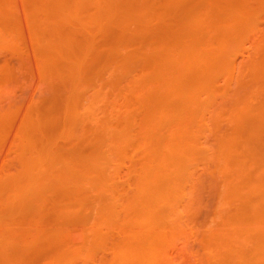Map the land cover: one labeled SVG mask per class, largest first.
Returning a JSON list of instances; mask_svg holds the SVG:
<instances>
[{"label": "rangeland", "instance_id": "374dc122", "mask_svg": "<svg viewBox=\"0 0 264 264\" xmlns=\"http://www.w3.org/2000/svg\"><path fill=\"white\" fill-rule=\"evenodd\" d=\"M84 1L0 0V264H251L264 0Z\"/></svg>", "mask_w": 264, "mask_h": 264}, {"label": "bare ground", "instance_id": "6f19581e", "mask_svg": "<svg viewBox=\"0 0 264 264\" xmlns=\"http://www.w3.org/2000/svg\"><path fill=\"white\" fill-rule=\"evenodd\" d=\"M46 1H47V0H46ZM52 1H53V0H52ZM83 1H84V0H54V3H53V2H52V3L50 2V6H51V4H53V9H54L53 11H50V13L53 12L54 15H55V13H56L57 15H62V16H64L63 19H65V17H69V18L72 17V18H73V17H75V16H78V13H79V6H80V4H81ZM84 2H85V1H84ZM46 3L49 4V1L46 2ZM47 4H45V5H47ZM99 4H100V3H99ZM108 5H109V4H108ZM110 5H111V4H110ZM85 6H86V5H85ZM45 7H47V6H45ZM110 7H111V6H110ZM112 7H113V6H112ZM47 8H48V7H47ZM51 8H52V7H51ZM44 9H46V8H44ZM47 12H48V10H47ZM81 13H82V12H81ZM84 14H85V13H84ZM47 15H48V14H47ZM50 16H51V15H50ZM81 16H82V15H81ZM72 18H71V20H72ZM79 18H80V17H79ZM79 18H78V19H79ZM82 19H83V18H82ZM56 20H57V19H56ZM73 20H74V19H73ZM58 21H59V20H58ZM76 21H77V20H76ZM83 22H84V21H83ZM66 44H67V43H65V45H66ZM63 46H64V45H63ZM66 46H67V45H66ZM69 47H70V46H69ZM64 48H65V47H64ZM65 49H67V48H65ZM71 49H72V48H71ZM56 50H58V49H56ZM69 51H70V50H69ZM57 52H58V51H57ZM68 54H69V52H68ZM70 55H71V54H70ZM72 55H73V54H72ZM73 57H74V56H73ZM73 61H74V59H73ZM75 61H76V60H75ZM75 63H76V62H75ZM156 108H157V107H156ZM161 108H162V107H161ZM153 109H155V108H153ZM158 109H159V108H158ZM155 110H156V109H155ZM163 110H164L163 112H167V110L165 111L164 108H163ZM160 111H162V110L160 109ZM160 111H158V112H160ZM154 112H155V111H154ZM154 112H152V113H154ZM163 112H162V117H161V118H163V116H164V115H163ZM155 114H157V113H155ZM158 114H159V113H158ZM158 114H157V115H158ZM160 114H161V112H160ZM160 114H159V115H160ZM164 114H165V113H164ZM153 115H154V114H153ZM153 115H151V117H153ZM157 115H155L156 118H157ZM151 117H150V118H151ZM158 117H160V116H158ZM164 117H165V116H164ZM158 119H160V118H158ZM163 119H164V118H163ZM167 143H168V142H167ZM167 143H166V144H167ZM170 143H171V141H170ZM170 143H168V144H169V145H168L169 147L171 146ZM172 143H174V142H172ZM172 143H171V144H172ZM164 145H165V144H164ZM172 145H173V144H172ZM166 146H167V145H165L164 148H166ZM168 146H167V147H168ZM174 146H176L175 149H177V145H174ZM178 146H179V145H178ZM228 148H229V147H226V149H228ZM167 149H168V148H167ZM167 149H166V150H167ZM171 149H172V147H171ZM175 149H174V151H175ZM229 149H230V148H229ZM158 150H160V149L157 148V151H158ZM166 150H165V151H166ZM168 150H170V148H169ZM153 151H154V150H153ZM157 151H156V153H158V152L160 153V151H158V152H157ZM175 152H176V151H175ZM177 152H179V151H177ZM224 152H225V151H224ZM161 153H162V154L160 155V158H157V157H156V159L159 160V161H158V164H160V166L162 165L161 167L163 168V167H164V166H163V164H164V160L166 159V161L169 160V162H170V158L168 159L167 156H166V158L163 157V152H161ZM170 153H171V152H170ZM180 153H181V152H180ZM228 153H229V152H228ZM164 155H165V154H164ZM150 156H151V155H150ZM150 156H149L148 158H151L152 160H151V162L148 160L149 165H150V163H152V161L154 162V159H153L152 157H150ZM161 157H162V158H161ZM221 157H223V156H221ZM163 158H164V160H163V162H162L163 164H161V159H163ZM228 158H231V157H228ZM167 159H168V160H167ZM232 159H233V158H232ZM171 160H172V159H171ZM166 161H165V162H166ZM232 161H233V160H232ZM148 162H147V164H148ZM156 162H157V160H156L154 163H156ZM159 162H160V163H159ZM166 163L168 164V162H166ZM167 164H164V165L168 166ZM152 165H154V164L152 163V164H151V167H152ZM241 165H242V164H241ZM156 166H157V168L159 167V165H156ZM156 166H154V168H155ZM146 167H148V166H146ZM149 167H150V166H149ZM149 167H148V168H149ZM151 167H150V169H151ZM161 167H159V169H161ZM241 168H242V167H241ZM243 168H244V167H243ZM146 169H147V168H146ZM146 169H145V170H146ZM159 169H158V170H159ZM165 169H166V168H165ZM147 170H148V169H147ZM147 170H146V171H147ZM151 170H152L151 173H150V171L148 172V173H150V175H151V174H154V172L157 171L156 169H155L156 171H155L154 169H151ZM153 170H154V172H153ZM237 170H239V169H237ZM240 170H242V169H240ZM160 171H161V170H160ZM143 172H144V170H143ZM143 172H142V173H143ZM158 172H159V171H158ZM158 172H156V175L158 174V176H160V177H161V176H162V177L165 176V175H163V174L161 175V174H160L161 172H159V173H158ZM145 174H147V172H145ZM154 175H155V174H154ZM154 175H153L152 177H154ZM244 175H245L246 177L248 176V175H246V174H244ZM142 176H143V174H142ZM144 176H145V175H144ZM144 176H143L142 178H144ZM147 176H148V175H147ZM158 176H155V177H156V178H160V177H158ZM242 176H243V175H242ZM149 178H151V176H149L148 178H146L145 181H147V179H148V181H149ZM156 178H155V179H156ZM164 178H165V177H164ZM240 178H241V177H240ZM247 178H249V177H247ZM161 179L163 180V182L165 181V179H163V178H161ZM254 179H255V178H254ZM257 179H258V178H257ZM142 180H143V183H145V182H144V179H142ZM151 180H152V178H151ZM156 180H157V179H156ZM156 180H155V181H156ZM162 180H161V181H162ZM241 180H242V179H241ZM155 181H154V179H153V182H155ZM159 181H160V180H159ZM242 181H243V180H242ZM246 181H247V180H246ZM249 181H250V180H249ZM251 181H252V180H251ZM258 181H259V180H258ZM163 182H161V183L164 184ZM155 183H158V181L155 182ZM166 183H167V181H166ZM166 183L164 184L165 186L163 185V186L165 187V189L167 188ZM249 183H251V182H249ZM252 183H253V182H252ZM162 184L159 183V185H161V186H162ZM243 184H245V182L242 183V185H243ZM247 184H248V183H247ZM247 184H246V185H247ZM144 185H145V184H144ZM249 185H251V184H249ZM253 185H254V183H253ZM253 185H251V187H254ZM140 186H141V185H140ZM152 186H154V184H153ZM234 186H235L234 188H236V187L238 188V185H234ZM142 187H144V186H142ZM164 187H163V188H164ZM246 187H247V186H246ZM251 187H250V189H252ZM163 188L161 189V191H162V192L164 191V194H163V195H165V190H164ZM242 188H243V187H242ZM244 188H245V186H244ZM247 188H248V187H247ZM167 189H168V188H167ZM229 189H230V188H229ZM250 189L248 188V190H250ZM254 189H255V188H254ZM145 190H146V188H145ZM158 190H159V189H158ZM231 190H232V189H231ZM236 190H237V189H236ZM238 190H239V189H238ZM245 190H246V188H245ZM245 190H244V191H245ZM260 190H261V189H260ZM152 191H153V190H152ZM256 191H257V190H256ZM147 192H148V194H149V191H148V190L145 191L144 193L146 194ZM234 192H235V191H234ZM237 192H238V191H237ZM237 192H236V193H237ZM251 192H252V191H251ZM225 193H227V192H225ZM225 193H223V194H225ZM145 194H144V195H145ZM155 194H156V195H155ZM155 194L153 193V195H155L156 197H158L160 193H159L158 195H157V193H155ZM223 194H222V195H223ZM254 194H255V193H254ZM166 195H168V193H166ZM166 195H165V196H166ZM222 195L220 196V198L222 197L221 199L224 200V196H222ZM246 195H247V194H246ZM249 195H250V194H249ZM145 196H146V195H145ZM161 196H162V194H161ZM142 197H143V196H142ZM147 197H148V196H147ZM159 197H160V196H159ZM166 197H167V196H166ZM261 197H262V196H261ZM162 198H165V197H162ZM162 198H161V199H162ZM167 198H168V197H167ZM167 198H165V199H167ZM226 198H227V197H226ZM232 198H233V197H232ZM235 198L238 199V196H237V197L235 196ZM161 199H160V200H161ZM233 199H234V198H233ZM254 199H255V198H254ZM257 199H258V198H257ZM261 199H262V198H261ZM146 200H147V199H146ZM146 200L144 199L145 203H146ZM222 200H221V201H222ZM227 200H228V199H227ZM135 201H136V200H135ZM144 201H139V204H140L141 202L144 203ZM162 201H164V200L162 199ZM224 201H225V200H224ZM260 201H261V200H259V203H260ZM137 202H138V201H137ZM137 202H135V203H137ZM150 202H151V201H150ZM150 202H148V203L150 204ZM219 202H220V201H219ZM222 202H223V201H222ZM225 202H226V201H225ZM154 203H155V202H154ZM156 203L158 204V202H156ZM156 203H155V205H156ZM220 203H221V202H220ZM228 203H229V201H228ZM252 203H253V202H252ZM137 204H138V203H137ZM250 204H251V203H250ZM257 204H258V203H257ZM145 205L147 206V203L144 204V206H145ZM150 205H151V204H150ZM150 205L148 206V208H150ZM152 205H153V206H151V207H154V204H153V203H152ZM254 205H256V204L254 203L253 206H254ZM258 205H259V204H258ZM138 206H139V205H138ZM138 206H137V207H138ZM141 206H142V207H141ZM146 206H145V207H146ZM259 206H260V205H259ZM137 207H136V208H137ZM140 207H141L142 209H145V207L143 208V204H142V205L140 204ZM256 207L258 208L257 205H256ZM148 208H146V210H147ZM156 208L158 209V207H156ZM156 208L154 207V209H156ZM254 208H255V207H254ZM262 208H264V207H262ZM150 209H151V208H150ZM150 209H149V210H150ZM146 210H145V211H146ZM152 210H153V209H152ZM152 210H150L149 212H151ZM158 210H159V209H158ZM258 210H259V209H258ZM258 210H257V211H258ZM262 210H264V209H262ZM137 211H138V210H137ZM156 211H157V210H156ZM167 211H168V210H167ZM146 212H147V211H146ZM146 212H144V213H146ZM152 212H153V211H152ZM240 212H241V211H240ZM242 212H243V210H242ZM250 212H251V210H250ZM255 212H256V211H255ZM137 213H138V212H137ZM140 213H141V212H140ZM142 213H143V212H142ZM147 213H148V212H147ZM244 213H245V211H244ZM244 213H242V215H243ZM246 213H247V212H246ZM258 213H259V211H258ZM138 214H139V213H138ZM151 214H152V213H150L149 215H151ZM252 214H253V213H252ZM249 215H250V214H249ZM249 215H248V216H249ZM238 216H239V215H238ZM253 216H254V215H253ZM253 216H252V217H253ZM261 216H264V215H261ZM146 217H147V216H146ZM146 217H145V218H146ZM236 217H237V216H236ZM246 217H247V216H246ZM246 217H244V218H246ZM250 217H251V216H250ZM148 218H149V217H148ZM148 218H147V219H148ZM238 218H240V216H239ZM254 218H257V214H256V217H254ZM260 218H261V217H260ZM262 218H264V217H262ZM140 219H141V218H140ZM150 219H151V218H150ZM240 219H241V218H240ZM136 220H137V223H136V224L138 225V219H136ZM141 220H142V222H141ZM141 220H139V221H140L141 223L146 222V223H144V224H146V226H147V222H148V220L144 221V218L141 219ZM233 220H234V219H233ZM238 220H239V219H238ZM150 221H151V220H150ZM229 221H230V220H229ZM235 221H236V220H235ZM242 221H243V222H240V221H239V227H240V228H239V231H238L239 233H236V232H235V233H234L235 235H234V234H233L234 236L232 235V242L235 243V244H236V241L234 242V241H233V238H236V237H242V238H243V236L245 237V234L254 232V229H255V232H256V229L258 228V227L256 228V225H257V221H258V220H257V221H255V220H250V221L246 222V221L243 219ZM244 221H245V223H244ZM135 222H136V221H135ZM140 222H139V224H140ZM230 222H231V221H230ZM149 223H150V222H149ZM236 223H237V222H236ZM230 224H232V223H230ZM233 224H234V223H233ZM237 224H238V223H237ZM240 224H241V225H240ZM258 225H259V224H258ZM258 225H257V226H258ZM260 225H261V224H260ZM140 226H141V225H140ZM259 227H260V226H259ZM261 228H264V227H260V228H259L260 231H261ZM251 230H252V231H251ZM257 230H258V229H257ZM229 231H230V230H229ZM249 231H250V232H249ZM224 232H225V231H224ZM224 232H223V233H224ZM261 232H262V231H261ZM226 233L228 234L227 231H226ZM232 233H233V232H232ZM256 233H258V235H259V232H256ZM221 234H222V233H221ZM227 236H229V235H227ZM230 236H231V235H230ZM230 236H229V237H230ZM246 236H247V235H246ZM219 237H220V235H219ZM225 237H226V236H225ZM255 237H256V235L254 236V245L252 244V245H253V251L251 252V255H250V256H247V257H249V258H248V262H251V264H264V239H261V238H260V239H259V238L255 239ZM215 238H216V237H215ZM140 239H141V238H140ZM221 239H222V237H221ZM223 239H224V238H223ZM223 239H222V240H223ZM229 239H230V238H229ZM239 239H240V238H239ZM247 239H248V238H247ZM247 239H245V241H247ZM166 240H167V239H166ZM234 240H235V239H234ZM237 240H238V239H237ZM139 241H140V240H139ZM216 241H217V240H216ZM219 241H221V240H219ZM226 241H227V239H226ZM229 241H231V240H229ZM159 242H160V241H159ZM161 242H162V241H161ZM165 242L168 243L167 241H165ZM221 242H223V241H221ZM232 242H231V243H232ZM142 243H143V242H142ZM163 243H164V242H163ZM216 243H217V242H216ZM248 243H249V242H248ZM143 244H144V243H143ZM221 244H222V243H221ZM225 244H227V243H225ZM229 244H230V243H229ZM239 244H240V243H239ZM239 244H238V245H239ZM246 244H247V242H246ZM131 245H132V244H131ZM139 245L143 246L142 244H139ZM139 245H138V246H139ZM156 245H157V244H156ZM156 245H155V246H156ZM216 245H217V244H216ZM231 245H232V244H231ZM252 245H251V246H252ZM141 246H139V248H141ZM144 246H145V244H144ZM153 246H154V244H153ZM153 246H152V251H153ZM160 246H161V245H160ZM229 246H230V245H229ZM232 246H234V245H232ZM236 246H237V245H236ZM130 247L133 248L134 246H130ZM216 247H218V245H217ZM224 247H226V245H224ZM127 248L130 250L129 247H127ZM134 248H135V247H134ZM134 248H133V250H135ZM136 248H137V247H136ZM142 248H144V247H142ZM142 248H141L140 250H144V249H142ZM146 248H147V247H146ZM146 248H145V249H146ZM221 248H222V247H221ZM221 248H220V250H221ZM226 248H228V246H227ZM232 248H233V247H232ZM234 248H236V247H234ZM234 248L231 249V251H232V250L235 251ZM245 248H246V247H245ZM247 248H248V247H247ZM148 249H149V248H148ZM228 249H229V248H228ZM240 249H241V248H240ZM133 250H132V251H133ZM156 250H157V249H155V252H156ZM236 250H237V249H236ZM132 251H130V252L132 253ZM136 251H137V250H135V252H136ZM148 251H150V252H148ZM148 251H147V252L150 253V255L147 256V257H149V258L153 257V259H154L155 257H154V256H151V254H152L151 249H149ZM157 251H158V250H157ZM160 251H161V249H160ZM135 252H134V254L137 253V252H136V253H135ZM138 252H139V251H138ZM141 252H143V251H141ZM145 252H146V251H145ZM145 252H144V253H145ZM147 252H146V254H148ZM155 252L153 253V255H155ZM221 252H222V251H221ZM237 252H238V251H237ZM237 252L235 251V253H237ZM144 253H143V254H144ZM156 253H157V252H156ZM159 253H160V252H159ZM222 253H223V252H222ZM140 254L142 255V253H140ZM220 254H221V253H220ZM159 255H160V254H159ZM228 255H229V254H228ZM245 255H246V254H245ZM248 255H249V254H248ZM131 256H133V255H131ZM134 256H135V255H134ZM134 256H133V257H134ZM139 256H140V255H139ZM144 256H145V254L142 255V256H140V257H141L142 260H144V264H145V261H146V260L142 258V257H144ZM157 256H158V255H157ZM157 256H156V257H157ZM229 256H230V255H229ZM232 256H233V255H232ZM232 256H231V257H232ZM234 256H235V255H234ZM133 257H132V259L134 260ZM140 257H139V258H140ZM147 257H146V259H147ZM244 257H245V259H246V256H244ZM244 257H243L242 255H240V252H239V254H238V256H237L236 258L239 259V261H242V260L244 261V260H245ZM136 258H137V260H138V256H137ZM157 258H158V257H157ZM157 258H156V259H157ZM132 259H131V260H132ZM141 259L138 260V262H135V264H136V263H137V264H138V263H141V262H142ZM153 259H152V260H153ZM137 260L135 259L134 261H137ZM152 260H151V262H152ZM235 260H236V259H235ZM139 261H141V262H139ZM153 261H155V262L157 261V262L159 263L161 260L158 261V259H157V260H153ZM151 262H148V260H147V263L150 264ZM248 262H247V263H248ZM230 263H231V262H230ZM119 264H120V263H119ZM159 264H160V263H159ZM241 264H242V262H241Z\"/></svg>", "mask_w": 264, "mask_h": 264}]
</instances>
